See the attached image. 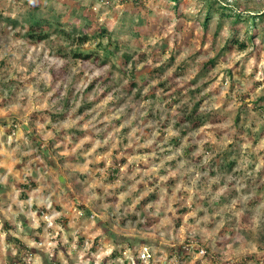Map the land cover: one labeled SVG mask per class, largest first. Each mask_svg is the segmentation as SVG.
Listing matches in <instances>:
<instances>
[{
    "label": "rangeland",
    "instance_id": "1",
    "mask_svg": "<svg viewBox=\"0 0 264 264\" xmlns=\"http://www.w3.org/2000/svg\"><path fill=\"white\" fill-rule=\"evenodd\" d=\"M263 11L0 0V264H264Z\"/></svg>",
    "mask_w": 264,
    "mask_h": 264
},
{
    "label": "trees",
    "instance_id": "2",
    "mask_svg": "<svg viewBox=\"0 0 264 264\" xmlns=\"http://www.w3.org/2000/svg\"><path fill=\"white\" fill-rule=\"evenodd\" d=\"M173 2L179 1V0H172ZM223 14H227L230 15L232 14V16H235L236 20L235 22H237L238 19H244L247 20L250 19L251 15L249 14V12H244L241 9H238L237 7H235V9H231V12L229 13H225L224 9H227L226 5L220 4ZM38 7L34 6L33 8H30L29 12H28V16L26 18V21L29 23V27L30 30L27 32V36L32 37L34 39H45L46 37H48V34L50 32V29L52 28L53 30L55 29V32L58 34H61L62 36H66V37H73L72 34H70V32H68L66 30V28H62L59 26V24L57 23H53L52 21H48L46 20V18H44L43 16H41L38 12H37ZM263 12H259V14L257 15H263ZM208 17L206 19L207 23L208 21ZM253 23H255V20L253 19ZM254 27V25H253ZM72 35V36H71ZM88 38L87 34H80L77 36V40L79 41V43L85 42L86 39ZM245 42H242L241 47H245ZM81 52L79 50H74V55L75 56H80ZM87 55V57L89 56V54H84ZM124 57H126V59H128L130 57V54H128L127 52L124 54ZM21 196H24V193H21Z\"/></svg>",
    "mask_w": 264,
    "mask_h": 264
},
{
    "label": "built area",
    "instance_id": "3",
    "mask_svg": "<svg viewBox=\"0 0 264 264\" xmlns=\"http://www.w3.org/2000/svg\"><path fill=\"white\" fill-rule=\"evenodd\" d=\"M200 251L203 254H206V252H207L206 249H204V248H201ZM150 256H151V254H150L148 248L145 247L144 251L141 253V257L144 259V258H149Z\"/></svg>",
    "mask_w": 264,
    "mask_h": 264
}]
</instances>
